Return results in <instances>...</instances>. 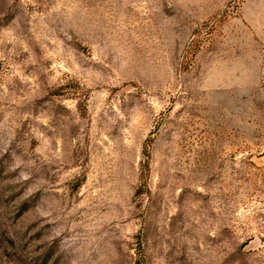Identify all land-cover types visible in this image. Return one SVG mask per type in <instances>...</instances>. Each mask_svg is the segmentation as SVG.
Returning <instances> with one entry per match:
<instances>
[{
	"label": "rangeland",
	"instance_id": "374dc122",
	"mask_svg": "<svg viewBox=\"0 0 264 264\" xmlns=\"http://www.w3.org/2000/svg\"><path fill=\"white\" fill-rule=\"evenodd\" d=\"M0 264H264V0H0Z\"/></svg>",
	"mask_w": 264,
	"mask_h": 264
}]
</instances>
